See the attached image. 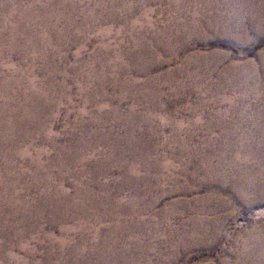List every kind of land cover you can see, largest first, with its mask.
Segmentation results:
<instances>
[{
    "label": "bare ground",
    "instance_id": "bare-ground-1",
    "mask_svg": "<svg viewBox=\"0 0 264 264\" xmlns=\"http://www.w3.org/2000/svg\"><path fill=\"white\" fill-rule=\"evenodd\" d=\"M143 1L47 0L46 2V0H38L30 3L29 0H0V22L4 23L5 19L10 21L2 24L0 27V39L2 43H0V238L6 240L5 243L3 241V244L0 245V257L6 259L7 264H20L19 259L10 249L14 250L17 246L15 243L19 244L20 240L28 237L29 233L34 230L40 237L39 246L50 244L52 247H55L54 250L47 253V261L43 264H66L64 261L66 258H63L62 253H64V249L67 246H70L69 243H72L71 248L77 256L74 263L86 264L77 259L82 255L81 252H78L80 251L79 244L83 241H85L84 243H90L91 252L94 254V248L99 243L98 231L92 226L90 229L87 226H83L79 221L73 226L67 224L76 220L79 216L88 218V210L97 204L108 211L94 217L96 224L112 217L111 211H114L117 215L113 227L107 229L109 235L106 241H109L111 231L119 235L122 229H125L124 227L127 226L135 227L137 230L139 227H150L153 224L152 226L155 231L160 232L163 230V226L172 227L176 224L174 219L182 215L178 213L180 210L194 207L195 211L191 212L193 217L183 219L184 217L182 216L181 221L178 219L180 226H173L170 232H167L170 241L176 245L177 249L183 251L188 247L210 250L219 246L223 238L227 237L224 234L225 232L222 233V229L225 228L226 217L230 215L229 211L233 205L241 203L251 208L263 203L264 54L259 55L261 60L260 67H256L250 61L243 65H238L231 62L229 56L223 55L219 58L222 61L229 59V64L221 72H219L218 68L222 65V61H218L215 54L189 53L182 59L181 55L185 54L187 49H191L199 42L206 43L211 38H227L234 43H240L248 38L247 31L249 29L252 30L255 36L264 35V0H260L258 5L255 3V0H226L227 3L224 0V3L221 5L213 4L211 0H208L210 3L205 6V9H209L210 13H206L207 15L196 13L195 9H193L197 7L198 0H172L169 2L170 6L168 7L171 11V16L165 20V29L163 30L159 26V22L154 23L149 18L152 11L144 8L146 3ZM85 3L87 4L86 8H83L82 6ZM103 9L105 12H99V10ZM138 12L141 14H139L137 19H134ZM76 17H81V24H77ZM161 22L163 21L161 20ZM27 23L28 26H31L28 33H26ZM105 24L111 25V27L113 25L120 27L114 35L115 38H119V41L112 46L104 42L98 46L97 53L100 55L95 60L92 59L91 63H96L98 57L101 56L99 62H97L102 71L99 77L96 67H86L88 64H82L84 69L82 70V74L85 76L86 72V84L79 87L80 93L90 91L87 94L86 102L90 101V104L95 105L96 117L106 113L102 100L108 98L105 91L111 85L124 92L123 96L120 99L118 98L120 101L125 98L131 99L134 96H138L141 100L148 102H153L156 99L173 98L172 100H176L178 103L179 99L181 100L186 96L194 95L195 98L199 99L208 96L211 88L207 86L202 87V82L218 71L217 74L220 81L217 82L220 86H223L229 92L236 89H242L243 91V94L240 96L242 98L240 101L243 102V109L241 110L234 105H230L226 109H221L222 106L218 107V105L214 109L213 106L206 109L204 107L206 103L204 105L199 104L200 106L197 109L191 108V106V109L187 110L190 114L206 115L209 118L208 121L211 122H208L205 128L206 132L211 131L213 127L212 121L216 119L220 118L223 120L226 117H230L231 114L233 116L239 113V120L235 126L229 125L226 127V125H223L224 128L220 135L216 138L210 136L200 144H196L192 149L189 147V143H192L199 137L202 131L200 133L191 131L193 128L190 127L191 130L185 133L186 137L178 141V137L184 131H182L181 126L176 125L173 127L171 136L174 138L171 137L168 142H170V145H174L173 147H179V150H176V152L180 156H183L184 161L179 167L167 164L160 167L153 166L152 164L149 165L150 161L146 158L148 151L141 149H137L138 155L134 158L135 164L130 165L125 162L123 163V161H119L117 164L120 168H123L124 164L127 165L125 167H127V172L131 178V182L129 181L130 185L132 182H136L139 169L145 170V173L148 172L150 174L152 171L156 173L161 172L158 175L160 177L164 176L165 173L163 172L165 170L172 171L168 175L169 177L164 178L165 181L171 183V181H175L176 179H184L189 183V186L180 187L178 191L184 194L195 193L196 196L192 200L183 199L173 203L171 206L169 205L168 211L161 212L160 219L156 223H149L142 217L143 215L138 213V211L150 210L163 198V196L152 197L150 205L145 208L140 207L144 201V198L141 196L144 195L145 197L154 191L152 185L148 186L143 195L142 190L133 187L134 195L130 203L125 204L121 200H114L108 194L106 185H100L94 181L99 176L98 174L100 176L103 175L102 170L95 171L94 173L95 177L91 183V187L95 186L94 190H91L89 183H86L83 186V190H86L85 193L81 191L76 192L75 195L84 198V205L82 207L69 205L66 202L69 196L67 195L66 197L62 191H55L52 183L54 180L63 182L65 180L63 173L70 172L75 164L82 162L80 159L82 154L81 145L78 148V155L76 154L78 158L73 160L72 145L62 147L59 144V135L54 134L53 130H43L45 135L41 136L37 134V138H35V134L31 135L32 131L26 130L31 128L37 132L42 122V117H44L38 116L43 111L38 112L40 110H37L36 101L40 100V98H48V102L50 103L46 104L49 106L52 103L49 94L52 95L58 90L63 92L62 90L65 87L47 78L38 81L36 71L34 70L35 64L39 61H51L50 52H59L63 49L65 43L68 42L87 41L91 33L94 38L106 40L111 36L112 29L103 28ZM72 29L75 31V33H72L74 35L67 37V34ZM53 36L57 40H52ZM4 47L9 52L14 51L15 47L17 48V52L20 51L22 53L30 50L32 58L30 62H25L24 69L20 68L18 67L19 65L7 60L8 58L6 57L8 56L4 55ZM130 49H136L139 55L137 54V58L134 61L124 62L121 57L126 55V51L129 52ZM155 52H160L167 60L159 58L158 60L154 56ZM105 55L112 57V60L109 59V63L106 62ZM64 58L65 55H61L59 61L61 59L64 60ZM177 58L181 59L180 63H173V60ZM166 63L174 65L175 67H172L173 70L171 68L163 74L161 73L162 77L151 76L154 68L164 67ZM191 69H199L200 72L197 70V74L191 72ZM237 71H243V75L235 81L233 80V74ZM58 72V68L54 67L50 71H46L45 76L52 78ZM135 73L138 75L147 74V78L138 80L136 77H131ZM172 76L175 78L181 76L183 81L177 82V84L174 83L176 88L169 93L170 97H161L162 88L159 86H162L163 82L164 84L168 83V80ZM187 87H192L190 93H186ZM142 88H145V91L141 90ZM140 91H143V93ZM221 100L222 102H226L223 98ZM58 105L52 108H57ZM157 107L154 105L150 109L147 108L145 118L149 122H153L154 118L156 119L157 114L155 113L158 110ZM119 108H116L113 112L121 120ZM86 112V110H83L78 114V117H76L77 123L85 116ZM181 112V109L176 108L171 112V115L176 117ZM133 114L134 112L131 111L129 118ZM95 124L101 125L102 122L98 120ZM74 127V125L71 126L69 133L71 134V141L76 140L72 138ZM129 127L128 133L135 134L136 127L134 125ZM39 129L41 130V128ZM96 134L99 133L97 132ZM111 135L112 133H108L106 136L108 140H110ZM91 137L92 135L88 139H92ZM35 139L44 141V147L35 148ZM97 141L100 143L101 140L97 138ZM50 152H54L58 156V159L48 160L49 167L59 166L61 169V173H57L56 177L47 172V166L43 163L45 159H49ZM24 163L27 164L24 165ZM94 174L92 173V176ZM202 189L206 190L205 195L200 193ZM120 193V189L118 192L116 191V197ZM258 194L262 195L261 200H258L259 197L254 201L249 199L250 195ZM226 197H232L231 202ZM62 202H66L64 206H61ZM213 206L216 210L227 212L212 218L210 208ZM128 214H133V221L134 217L137 220L134 223L133 221H127ZM47 218H50L54 224L59 223L57 235L55 232H45L41 229L40 224ZM88 235H92V238H88ZM244 235V251L239 258H242L245 264H251L253 259H259L261 260V264H264V233L250 230ZM148 236L146 233H139L134 238L121 233L114 240V243L131 244L134 241L144 242L145 239H148ZM5 246L10 247L6 254L2 253L4 250L1 249L3 247L7 250ZM17 249L26 253L28 261L26 260L25 264H36L34 263L37 256L36 250H30L27 245H19ZM105 249H107L106 245ZM143 253L146 254V252H141L138 262L143 260L145 256ZM178 257L179 254L174 253L171 263L176 264L177 261L175 262V260ZM52 258H55L57 263H52ZM122 260H117L115 264H120ZM37 264L39 263L37 262ZM97 264L111 263L103 260ZM140 264L150 263L142 261Z\"/></svg>",
    "mask_w": 264,
    "mask_h": 264
},
{
    "label": "rangeland",
    "instance_id": "rangeland-1",
    "mask_svg": "<svg viewBox=\"0 0 264 264\" xmlns=\"http://www.w3.org/2000/svg\"><path fill=\"white\" fill-rule=\"evenodd\" d=\"M36 1L38 0H29L30 3H34ZM124 1L126 2L128 0H124ZM171 1L172 0H162V1L161 0H144L143 1L146 3L144 8L152 11L151 12L152 14H150L149 18L154 23L159 22V26L162 27V30L165 29V23H164L165 20L169 19L171 16V11L168 8L170 6L169 2ZM179 1H183V0H179ZM179 1H178V4H179ZM227 1L225 0V3H227ZM255 1L257 5L260 2V0H255ZM211 2L213 4L221 5L224 3V0H211ZM208 3H210L208 2V0H198L197 7H194L193 9H195L196 13L198 12V13H201V15H207L206 13H210L209 9L207 8L205 9V6H207ZM86 5L87 4L85 3V5H83L82 7L86 8ZM194 6H195V3H194ZM99 12L103 13L105 12V10L104 9L99 10ZM141 13L138 12V14L135 15L134 19H137L139 14ZM161 20L163 22H161ZM76 21H77V24H81L82 23L81 17H76ZM8 22H10L8 19H5L4 23L0 22V27L2 24L8 23ZM247 26L249 25L247 24ZM103 28L112 29L111 36L107 38L106 40H101L100 38H97V37L94 38L92 36V33H91L92 31H91L90 32L91 34L87 41H82V42L80 41L76 43H73V42L65 43V45L63 46V49H61L59 52H54V53L50 52V56L52 58L51 61H39L38 63L35 64L34 70L36 71L38 81L40 79L47 78L51 81L53 80V82H55L56 84L63 85V87L64 86L65 87L62 90L63 92L58 90L52 95L49 94L50 95L49 97L52 100L51 101L52 103L49 106H47L46 104V103H50L48 102V98H42V99L40 98V100L36 101L37 110H40L38 112L43 111V113H41V115H38V116H44V117H42V122L40 123V126L38 127L37 132H35L36 130L34 131L31 128L26 129V130L32 131L31 135L35 134V138H37L36 136L37 134L41 136L45 135V132H43V130L44 131L53 130L54 134L59 135V144H61L62 147H65V146L67 147V145L68 146L72 145L73 153H74L73 160H76L78 158L77 156L78 151H79L78 148H80L79 146L81 145L82 154H81L80 159L82 160V162H80V164H75L72 167L70 172L67 171L63 173V175L65 176V180L63 182H60L59 180H54L52 183L53 184L52 186L55 187V191L56 190L62 191L64 192V195L66 197L67 195L69 196L68 201H66L69 205L79 206V207H82L84 205L85 203L84 198L75 195L76 192L81 191L85 193L86 190H83L84 184L89 183L91 187V183L93 181L92 179L95 177V174H94L95 171L98 172L99 170L100 171L102 170L103 175L100 176V174H98L99 176L98 177L96 176L97 178L94 181L98 182V184L100 185H106L108 194L111 195L114 200L116 199L121 200L125 204H129L134 195L133 187L134 188L137 187L136 189L142 190L141 192L143 195L145 194L148 186L152 185V189L154 191L148 194L149 196L148 195H146L145 197L144 195L141 196L144 198V201L141 203L140 207L141 208L147 207L148 205L151 204L152 199L157 196H163V198L156 206L150 208V210L138 211V213L140 215H143L142 217L145 218L149 223H156L160 219V213L168 211L169 207L173 203H176L177 201H181L183 199L192 200L196 196L195 193L194 194H184L183 192L180 193V191H178L180 187L189 186V183L186 182L184 179H181V180L176 179L175 181H171V183L165 181L164 178L169 177L168 175L172 171L170 172V171L165 170V172H163L165 173L164 176L160 177L158 175L159 173L161 174V172L156 173L152 171L150 174L148 172L145 173V170L139 169L140 171L138 170V174H137L138 177L136 179V182L135 183L132 182L133 184L131 183L130 185L129 181L131 178L127 172V167H125L127 165L124 164L123 165L124 167L120 168L117 164L119 163V161H123V163L125 162L130 165L133 164L135 156L138 155L137 149L138 150L141 149V150L148 151L146 158L150 161L149 165L152 164L153 166L160 167V166L167 164V165H172L173 167L174 166L179 167L184 161L183 156H180V154L176 152V150H179V147L177 148L173 147L174 145H170V142H168V140L172 137L171 135H172L173 127H175L176 125L181 126L182 131H184V133H182L183 136L181 135L178 137V141L186 137L185 133L186 131L191 130L190 127L193 128V130L191 131H197L199 133L202 131L199 137H197L192 143H189L190 144L189 147L192 149L195 147L196 144H200L202 141H204L206 138L210 136L216 138L218 135L221 134L225 125L226 127L229 125L235 126L239 120V117H238L239 113H236V115H233V116L231 114L230 117H226V119L224 118L223 120L220 118L216 119L212 121L213 127L211 128V131L206 132L205 131L206 126L208 122H211V121H208L209 118L206 115L196 114L197 115L196 116V115L190 114L187 110L191 108L197 109L200 106L199 104L204 105L205 103L206 104L204 105V107L206 109L212 108V106L214 109L216 105H218V107L222 106L221 109H226L228 106L234 105V106H237L239 110H241L243 109V102L240 101L242 99L240 96L243 94V91L242 89H236L234 91L229 92L225 88H223V86H220V84L218 83L220 81V79H218V74H217L218 71L215 72L209 78H207L208 80L205 79L204 82H202V85H203L202 87L207 86L211 88L210 94L206 96L207 98L204 97L202 99H199V98H195L194 95H191V96H186L185 98H182L181 100L179 99L178 103L176 100H172L173 98H164V99H159V100L156 99L153 102H148L145 100H141L140 97L138 96H134L131 99L125 98L124 100L120 101L119 99L123 96L124 92H121V90L111 85L110 87H107V90L105 91L108 98H105L102 100V104L106 108V113L102 114L101 116L96 117L97 112H96L95 105L90 104V101H88V103L86 102L87 94L90 91L80 93L79 87L86 84L85 82L86 72L84 76L82 74V70H84L82 64L84 63L88 64L86 67H89V66L96 67L97 69L96 72L99 77L102 71L99 68V64L97 62H99V59L101 58V56L98 57L97 62L95 61L96 63L94 62L91 63L92 59L95 60V58H97V56L100 55L97 53L98 46L101 45L102 42L107 43V44L109 43L112 46L117 41H119V38H115L114 36L116 32L120 29L118 25L117 26L113 25L111 27V25L105 24L103 25ZM30 29H31V26H28V23H27L26 33H28ZM72 33H75L73 29L72 31H69V34H67V37L68 36L71 37L72 35H74ZM247 36L248 38L245 41L240 42V43H234L232 40L227 39V38H211L206 43L199 42L197 45L193 46L191 49H187L186 50L187 52L181 55L182 56L181 59L185 55H188L189 53H206V54H215L217 56V60L220 61L221 60L220 58L223 55L224 56L227 55L229 56L230 61L234 62L235 64L243 65L250 61L256 67H260L259 65L261 64V60H260L259 55L264 54L263 53L264 52V35L255 36L252 30L249 29L247 31ZM52 40H57V39L55 36H53ZM0 43H1V39H0ZM3 51H4V55L8 56L6 57L8 58L7 59L8 61H12V63L19 65L18 67L23 68V69L25 68V62L27 61L30 62V59L32 58V55L29 52L30 50H27L26 52H23V53L19 51L20 52L19 53L17 52V48L15 47L14 51L9 52V50H7V48L4 47ZM137 54L139 55L136 49H132V50L130 49L129 52L126 51V55H123L121 59H123L124 62H127V61L129 62L132 60L134 61L137 58ZM61 55H65V58L64 60L61 59V61H59V57ZM154 56L157 59L159 58V59L167 60V58L161 55L160 52H155ZM105 58L107 59L106 62L109 63L110 62L109 59H111L112 57L109 55H105ZM181 59L179 58L174 59L173 63H180ZM229 59H227L226 61L221 60L222 65L219 66L218 68L219 72H221V70H223L226 66H228ZM167 63L164 67L154 68L153 72H151V76L152 77H156V76L162 77V74L164 72L171 69L172 67L173 68L175 67L174 65H170ZM54 67H57L59 72L52 78L49 76H45L46 71H50ZM197 70L198 72H200L199 69H191V72H195L198 74ZM242 75H243V71L234 72L233 80L237 81L238 79L242 77ZM131 77H136L138 80H144L147 78V74L138 75L137 73H135ZM180 81H183V78L181 76L179 77L177 76L176 78L172 76L171 79L168 80V83L164 84L163 82L164 86L163 85L159 86L160 88H162L161 97L162 96L170 97L169 93L172 92V90L176 88L174 83L177 84V82H180ZM141 90L145 91V88H142ZM143 91H140V92L143 93ZM191 91H192V87L186 88V93L187 92L190 93ZM221 96L223 99L226 100V102H222ZM53 104H56V105L59 104V105L57 108H52L56 106ZM151 105L158 106L157 107L158 110L155 113L157 114V117L156 119L154 118L153 122H149L147 118H145V114L147 113V108L149 109L152 108ZM116 108H119L121 112V120L118 119L119 117L113 112V110H115ZM176 108L181 109L182 112L179 113V115H177L176 117H173L171 115V112ZM83 110H86L87 112L85 116L81 118L77 123L76 117H78V114ZM131 111L134 112L133 114L134 116L132 115V117L129 118ZM97 119L102 122L101 125L95 124V122H98ZM73 125L75 127L73 129L74 135L72 138L76 140L72 139L73 141H71V134L69 133H70L71 126ZM131 125H134L136 127L135 134L130 133V132L128 133L129 128H130L129 126ZM39 128H41L42 131ZM97 132L99 134H96ZM108 133H112L110 140H108V138L106 137ZM91 135H92L91 137L92 139H88V137ZM97 138L101 140L100 143H98ZM44 143H45L44 141H39L38 139H35L34 146L35 148H43ZM134 146L137 148H135ZM131 148L132 149L134 148V149L132 150ZM53 159L54 160L58 159V156L56 153L50 152L49 159H45L43 163L45 166H47L48 169L46 168V170L48 173H50V175L57 176L59 173H61L60 167L58 166L59 167L58 169L57 166H54V167L48 166L49 161ZM26 164L27 163H24V165ZM92 173L94 174V176H92ZM94 188L95 186L91 187V190H94ZM117 189L121 190V193L118 197H116L117 196L116 191L118 192ZM200 193L202 195H205L206 190L202 189ZM32 195H34V193H32ZM261 197H262L261 194L250 195L249 199L251 201H254L255 199L261 200L260 199ZM226 198L228 199L229 202H231L232 197H226ZM65 203L62 202L61 206H64ZM193 208L194 207H191V209L180 210L178 213L182 215L181 216L179 215V217H175L174 220L176 221L175 222L176 226L175 225L173 226L174 227L180 226L179 223L182 220V216L184 217L183 219H188L190 217H193V214L191 213L195 211ZM210 209L213 215V216L211 215L212 218L216 217L217 215L220 216L224 214V212H227L223 210H216L214 206L211 207ZM106 211L108 210L107 209L105 210V208H103L99 204L95 206L93 205V207H91V209L88 210L89 212L88 218L87 217L83 218L82 216H79L77 217L76 220H73L74 222L69 221L70 223L67 224L69 226H73V225H76L75 223L77 221H79L83 224V226L85 227L87 226L89 227V229L92 226L98 231L97 233L99 234V237H98L99 243L94 248V254H92L91 252V249L89 246L90 243H84L85 241H83L79 244L80 251L78 252H81L82 255L80 258H77V259L85 262L86 264H89V263L91 264V262L92 264H97L103 260H107V262H110L111 264H115L117 260L119 261L121 259H123L122 262H124L125 264H140V262L142 261L149 262L150 264H172L171 261L173 260L174 253L179 254V257L177 258V260H175V262L177 261L176 264H222V263L223 264H245V262H243V259L239 258L242 256L243 251H244V245H243V241L245 239L244 234H246V232L250 230H255L257 232L264 233V201L261 205H256L251 208L245 205H242L241 203H237L233 205L232 209L229 211L230 215H228L227 217L225 216L226 217V223L224 226L225 228L222 229V233L225 232L224 234L227 237L223 238L219 246L213 249H210V250H207L204 248L193 249L192 247L191 248L188 247L184 249L183 251H180L179 249H177L176 245L170 241V238H168L169 237L168 233L170 232V229L173 226L172 227L163 226L162 231L156 232L152 226L153 224L150 227L149 226L139 227L137 228V230L135 227L127 226V227H124L125 229H122L121 231V233L130 235L134 238L135 236L137 237L139 233H146L149 236H148V239L144 240V242L134 241L131 244H127V243L119 244V242L118 244L117 242L114 243V240L117 239V237H119L121 233H119L118 235L116 232L112 233V231L110 232L109 241H106L107 236L109 235V232L107 231V229L109 227L110 228L113 227V224L115 222V217L117 216L116 213H114V211H111L112 217L107 218L105 221L99 224H96L94 220V217L100 214H104L106 213ZM137 217H141V216H137ZM132 218H133V214L127 215V221L132 222L133 221ZM49 219L47 218L45 221H43L40 224V227L45 232H55V234L57 235L58 230H59V223L54 224L53 221ZM136 220L137 218L134 217V221ZM29 234L30 235L28 237H25L23 240H20L19 244L15 243L17 246L14 248V250L10 249V247H7V246H5L7 250L1 247V249L4 250V252L2 253L6 254L8 252V249H10L11 252H13L15 256H17L20 264H25L26 260L28 261L26 257V253H23L17 248L19 247V245H27V247H29L30 250H36L37 256L35 258L34 263L37 264L38 262L39 264H43L44 262L47 261L46 260L47 253L54 250L55 247L54 246L52 247L50 244H42L41 246H39L40 237L36 233V231L34 230ZM88 236H89L88 238H92V235H88ZM3 241L4 243L6 242V240H3L2 238H0V245L3 244L2 243ZM69 244L70 246H67L64 249L65 250L64 253H62L63 258L64 259L66 258L65 260L64 259L63 260L66 262V264H75L74 262H76L77 256L74 253V250L71 248L72 243H69ZM105 245L107 246V249H105ZM141 252H146V254L143 253L145 255L143 260L138 262V260H140V257H141ZM131 254L134 256L131 257L132 256ZM122 262H120V264H124ZM52 263H57L55 258H52ZM0 264H7L6 259H4L3 257H0ZM251 264H261V260L253 259L251 261Z\"/></svg>",
    "mask_w": 264,
    "mask_h": 264
}]
</instances>
